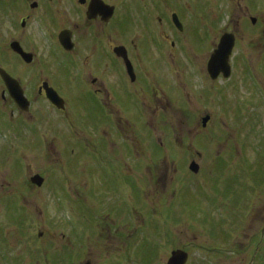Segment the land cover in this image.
<instances>
[{
    "label": "rangeland",
    "instance_id": "rangeland-1",
    "mask_svg": "<svg viewBox=\"0 0 264 264\" xmlns=\"http://www.w3.org/2000/svg\"><path fill=\"white\" fill-rule=\"evenodd\" d=\"M134 1L139 14L124 16L116 41L158 42L164 25L175 43L159 51L163 63L140 60L160 104H150L147 127L136 118L114 144L74 93L76 74L66 79L72 108L65 126L51 121L52 136L45 123L0 111V264H167L178 249L187 264H264V0L153 1L161 10ZM225 33L236 36L232 77L212 81L207 63ZM126 151L129 184L116 160ZM37 174L42 187L31 182Z\"/></svg>",
    "mask_w": 264,
    "mask_h": 264
},
{
    "label": "flooded vegetation",
    "instance_id": "flooded-vegetation-1",
    "mask_svg": "<svg viewBox=\"0 0 264 264\" xmlns=\"http://www.w3.org/2000/svg\"><path fill=\"white\" fill-rule=\"evenodd\" d=\"M119 1L0 0V69L14 79L13 90L24 95L19 98L21 103L14 99L6 82L8 75H0V111L25 126L45 123L48 136H52L51 121H62L65 126L68 107L72 108L66 99V79L76 74L79 86L73 91L88 107L97 110V132L107 144H114L116 134L127 137L122 134L123 129L131 134L127 125L136 118L147 127L149 121H144L151 111L150 104L158 106L160 102L157 94L149 93L157 85L147 64L140 60L153 55L158 57L155 62L163 63L167 56H163L164 48L168 43L175 47V43L165 34L164 25L158 28V42L153 36L136 43H118L115 37L120 29H125L120 27V21H124V16L129 15L130 19V14H139L135 1L126 0L123 17L119 18ZM153 1L149 0L152 10L163 8H156ZM144 25L151 35V25ZM51 89L62 98L61 108L50 100ZM130 92L137 94L145 109L140 117L131 111ZM126 143L133 147L132 142ZM132 156L133 152L126 151L116 158L117 163L120 160L124 165L122 177L128 184V161ZM63 237L66 249V233Z\"/></svg>",
    "mask_w": 264,
    "mask_h": 264
},
{
    "label": "water",
    "instance_id": "water-1",
    "mask_svg": "<svg viewBox=\"0 0 264 264\" xmlns=\"http://www.w3.org/2000/svg\"><path fill=\"white\" fill-rule=\"evenodd\" d=\"M253 23L256 22V19L252 20ZM173 22L175 26L179 30H183L182 23L177 14L173 15ZM236 38L234 34L226 33L222 36L218 47L212 53L209 62H208V73L212 80H217L221 75L224 76L225 79L230 78L232 74L231 67V58L233 55V50L235 47ZM66 46H67V37H66ZM119 54V53H118ZM11 81V80H10ZM10 89H12L11 84L9 85ZM50 99L53 101L55 105H60V97L56 94V92L50 93ZM210 120V116H206L203 119V126L206 127ZM190 169L193 172L199 171V166L196 163H192ZM33 184L41 187L44 183V179L40 175H36L31 179ZM189 255L187 252L183 250H177L172 253L171 258L168 261V264H186L188 261Z\"/></svg>",
    "mask_w": 264,
    "mask_h": 264
}]
</instances>
